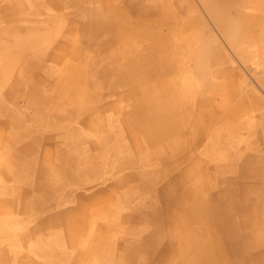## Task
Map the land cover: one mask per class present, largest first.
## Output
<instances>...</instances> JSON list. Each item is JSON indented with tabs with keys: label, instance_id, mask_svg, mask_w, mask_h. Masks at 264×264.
<instances>
[{
	"label": "rangeland",
	"instance_id": "obj_1",
	"mask_svg": "<svg viewBox=\"0 0 264 264\" xmlns=\"http://www.w3.org/2000/svg\"><path fill=\"white\" fill-rule=\"evenodd\" d=\"M175 1L179 6L173 8ZM223 1L228 2L224 8L212 7L210 0H0V46L9 37L44 39L39 49L44 53L35 59L25 56L15 73L7 74L6 65H0V170L8 159L17 158L19 166L8 178L0 171L4 264H101L109 257L100 254L101 249L91 256L90 245L94 236L106 235L107 240L108 234L112 242L107 248L115 254L147 246L138 260L132 251L118 259L152 264L160 252L151 237L157 227H169L166 210L173 199L163 197L166 181L179 178L184 168H195L196 163L233 166V171L227 168L218 191L231 183L249 187L261 182L260 191L253 190V201L263 211L262 220L253 227L255 237L248 245L253 247L241 262L253 258L264 264V0ZM100 28L110 31L99 34ZM90 39L106 45L93 48L97 63L89 73L93 79L88 96L54 112L50 91L57 71L66 62L75 63L71 51L88 49ZM64 47L73 48L61 55ZM112 52L122 57L117 60L118 73L110 74L104 65ZM145 62L156 63L151 70L156 74L148 72ZM36 76H42L37 86L50 99L39 104L33 102L39 94L28 90ZM159 87L172 94L154 96V101L178 111L160 109L157 116L167 115L173 124L149 135L139 119L141 95ZM203 92L208 95L201 96ZM232 93L235 96H229ZM199 99L207 106L201 107ZM240 105L244 108L237 117L226 119ZM27 145L35 147L30 155L22 151ZM23 158L25 166H20ZM255 159L263 160L258 161L260 170L255 167L253 175L243 179L245 165ZM167 169L173 171L162 180ZM58 176L62 183H57ZM123 180L127 181L118 186ZM4 187H10L8 194ZM95 192L106 198L86 206L87 231L77 237L79 245L73 243L75 237H68L63 223L54 225L59 233L55 237L43 232L46 219L76 211L78 198ZM174 197L182 198V193ZM189 199L185 201L190 205ZM233 212L227 210L228 215ZM206 228L202 225L204 234L211 236L214 228ZM194 235L191 242L215 243L202 236L201 228ZM180 245L178 240L176 246ZM196 252L190 249L185 257Z\"/></svg>",
	"mask_w": 264,
	"mask_h": 264
},
{
	"label": "bare ground",
	"instance_id": "obj_2",
	"mask_svg": "<svg viewBox=\"0 0 264 264\" xmlns=\"http://www.w3.org/2000/svg\"><path fill=\"white\" fill-rule=\"evenodd\" d=\"M21 1V0H20ZM216 1V0H215ZM214 0H210L211 6L215 4ZM223 3H228L227 1L220 0ZM19 3V2H18ZM178 7L177 1L171 6L173 8ZM13 8V7H12ZM99 8V7H98ZM101 8V7H100ZM10 9V8H9ZM13 10V9H12ZM183 10V9H182ZM9 11V10H8ZM112 11V10H111ZM110 12H106L105 14H109ZM15 14V13H13ZM182 14V13H180ZM108 16H105V19H107ZM107 20L105 21V23ZM257 22V21H256ZM255 22V25L258 24ZM262 24V23H261ZM113 25V24H112ZM187 28H192V26L188 23ZM111 27V24H110ZM101 30L98 31L99 34L107 35L108 32L110 31L109 28L103 29L100 28ZM45 33V32H44ZM47 33V32H46ZM44 35V34H43ZM42 35V36H43ZM37 36V35H36ZM36 36H30L23 39V40H18L14 37H9L6 39L5 43L1 44L0 46V65L4 64L7 67V74L9 73H15L17 71V66L19 63H21L22 59H24L25 56H33L35 59L37 56L40 55L41 53H44L43 50H39L41 42L44 40L41 37H36ZM46 39V38H45ZM158 40V39H157ZM46 41V40H45ZM90 43V47L88 49H83V48H74L72 53V59L74 56L77 58L75 63H69L66 62L64 63L63 67L57 71L58 77L55 79L53 82V85L51 86V94L54 95V112L55 111H61L62 107L65 105H70L73 103H79L83 102L87 98V94L89 91V84L91 80L93 79L92 77L89 76L91 68H94L97 63L95 56H94V49H101L104 48L106 43L100 44V43H94L91 42V39L88 40ZM164 40L162 38L159 39L160 47L164 46L163 45ZM189 42V41H188ZM105 44V45H104ZM159 45V44H158ZM73 48V47H72ZM72 48L66 49L65 47L61 49L63 51L61 55L66 54L69 50ZM94 50V51H93ZM158 50V49H156ZM67 51V52H66ZM161 52V50H158ZM109 52V51H108ZM154 55V54H153ZM122 57V54H114L113 52L108 56L105 57V70L108 73H118V64L117 60ZM104 58V59H105ZM60 62V61H58ZM145 65H147V70L149 73L156 74V71H151L155 70L156 63H150V62H145ZM25 68V66H23ZM49 68V67H48ZM45 68L46 70H53V69H48ZM14 69L13 71H11ZM26 69V68H25ZM2 72V73H1ZM1 76H3V71H1ZM18 74L21 76V73L18 72ZM50 74V73H49ZM19 76V77H20ZM149 77H152V75L149 74ZM1 78V77H0ZM44 79V77H43ZM42 80V76H36L32 78L29 82V89L30 91H34V93H38V97L34 98L35 102L34 104H39L40 102H46V100H50L49 98L47 99V91H41L37 83ZM20 84V80H18V83ZM164 87V86H163ZM163 87H159L158 89H147V92L142 95V102L141 105H139L140 108V114H139V119L142 121L143 126L145 128V131L147 134L151 135V133H156L159 128H166L168 127L174 119H168V116L165 115V117H158L157 114L159 113L160 109H165L170 112H174L175 110L177 111V107H172L171 104H166L164 105H159L156 104L154 101V96L151 94V91H154L155 93L159 92L161 93L160 96L163 95H169L171 92L168 90L167 93H164ZM219 90L221 88L218 87ZM157 90V91H155ZM32 95V94H31ZM234 96V95H231ZM232 98V97H230ZM49 104H52L50 102ZM208 104V103H207ZM207 104L205 106H207ZM58 105L57 107H55ZM46 106V104H45ZM138 108V109H139ZM49 110V109H48ZM50 111V110H49ZM166 112V111H165ZM59 113V112H58ZM233 113V112H232ZM60 114V113H59ZM58 114V115H59ZM236 116V112L233 114H230L226 116V119H233ZM164 130V129H163ZM23 136L25 134L23 133ZM105 139V138H104ZM103 139V142H104ZM108 140V139H107ZM18 143V142H17ZM101 143V142H100ZM106 145V144H105ZM104 146V145H103ZM35 147L33 145H27L26 147L22 148L24 151V155H30L31 152H34ZM17 158L16 159H8L7 162L1 167V174L3 177L8 178L11 177L13 174V171L18 168V163H17ZM25 166L23 162L20 163V166ZM14 177V176H13ZM127 180L119 181L117 185H122L124 182ZM10 190V187H4L5 194H8ZM177 190H172L168 188L167 191H163V197H171L173 201L168 205V208L166 210L167 214L171 213L176 205V199L174 196H176L175 192ZM174 192V193H172ZM119 195V194H117ZM104 197L101 194H93L90 197H79L78 198V207L77 210L75 211L76 216H81L82 213L84 212V209L89 203H97V201H103ZM200 206V203H197ZM132 206V205H131ZM248 211L250 212L249 208L247 212H244L242 214L241 220L244 222H248L247 224L250 225L251 227L255 226L256 224L261 223V217L262 216V209H258V206L255 208L253 206V217L250 216L251 214H248ZM66 221H63L61 223L67 225L68 223H72L74 217H72L71 214L66 215ZM170 216V214H169ZM168 216V217H169ZM250 217V220L248 221L247 218ZM240 220V221H241ZM72 221V222H71ZM61 223L55 219H49L47 222H45L41 225L43 227V232L49 231L53 233L52 237L57 236L59 233L54 230V225L55 224H60ZM189 228V232L185 233L183 230ZM68 226V225H67ZM169 227L172 230V233L176 236H178V239L175 240L173 243L177 245V241L179 240L180 236H184V239L179 240L181 241L180 246L175 245L174 251L175 254L172 256L168 252H163L161 251V259L159 257H156L155 261H151L152 264H200L202 261H206V263H216L218 260L226 259V258H236L241 252H245L246 249H249L250 247L248 246L252 240L251 238L247 237L244 234V231L238 228V226L234 225L233 221L228 222L226 224V227H215L212 231V235L210 236L215 243L213 245H205L201 244L199 241L194 242L191 240L195 237V232H198L201 228L202 236L205 237L203 229H202V224L195 219H174L169 221ZM42 229V228H41ZM127 234V232H125ZM56 234V235H55ZM32 237H35L36 239H40L36 233H33L31 235ZM157 238V237H156ZM100 242H98L93 249L91 250V253H95L97 251H100L101 245L103 242L106 240V235L101 236L98 238ZM158 239H155V242ZM155 242L153 243V246L155 245ZM158 242V241H157ZM151 243V242H150ZM152 249V247H151ZM192 249L193 251L196 249L197 252L192 255V257L188 258L185 257V253L188 252V250ZM221 252V253H220ZM224 253V254H222ZM14 256V255H13ZM221 256V257H220ZM6 254L0 251V264H4L6 262ZM100 258V257H99ZM99 258H94V260H98ZM124 257L119 259V262L122 261ZM9 261V260H8ZM132 260H127L123 264H131ZM120 262V263H121ZM255 264L256 261L250 260V261H242L240 264Z\"/></svg>",
	"mask_w": 264,
	"mask_h": 264
},
{
	"label": "crops",
	"instance_id": "obj_3",
	"mask_svg": "<svg viewBox=\"0 0 264 264\" xmlns=\"http://www.w3.org/2000/svg\"><path fill=\"white\" fill-rule=\"evenodd\" d=\"M215 1V0H214ZM227 5V3H223L220 0H216L215 4L213 6H217L220 8H224ZM212 6V7H213ZM260 10H264V9H260ZM261 11V12H262ZM263 13V12H262ZM264 14V13H263ZM260 15V14H257ZM261 24H256L255 26L260 27ZM157 91V90H155ZM172 94V93H171ZM170 94V95H171ZM161 93L157 92L154 93L153 96H160ZM207 96L208 94H206L205 92H203L201 94V96ZM234 95L235 94H230L229 96ZM142 97V95H141ZM231 99V98H230ZM204 100V99H203ZM205 101V100H204ZM200 99L198 101L199 105H202L200 103ZM156 103V101H155ZM208 103V102H207ZM158 104V103H156ZM160 105V104H159ZM201 107H206L204 105H202ZM243 105H240L239 107H237L235 110H233L232 112L235 113L236 112V116L239 114L240 111H242L243 109ZM178 109V108H177ZM176 111V110H175ZM178 111V110H177ZM231 113V114H233ZM228 116V115H225ZM32 144H36V143H32ZM37 145V144H36ZM18 161V160H17ZM26 161V158L22 159V162L24 163ZM258 161H263V160H258ZM256 159L255 161L253 160V162L255 163H249L247 165H245L244 169H243V179L248 178L249 176L251 177V175H253V170L255 169V167H258V162ZM31 163H33L31 161ZM201 166V168H199ZM227 168H230V171H233L234 168L232 165H228L227 167H222V166H207L206 164H200V163H196L195 168H191V167H186L181 171V174L179 175V178L176 179H172V180H168L166 182H168L167 186L164 188L163 191H167L168 188L172 189V190H177L175 192L176 195H178V193H182V198H177L176 199V207L175 209L169 213L170 216V220H174V219H195L198 220L202 225L206 226L207 231H209L210 229H213L215 227H226V224H228V222L233 221L234 225L238 226L239 229H241L242 231H244V234L251 238L250 240H253V226L251 227L250 225H248V222H244L243 220H241L242 218V214L244 212H247L248 208L250 210V212L248 211V214H251L250 216L253 217V205L257 206L254 201H253V190L255 191L254 193L259 190V185L260 183H255L249 186V187H243L241 185H236V184H228L226 190L223 189L222 191H218L216 190L217 186L219 183H221L223 181V176L228 173L226 170ZM169 170L173 171V169H167L166 171H164V173L161 175V179L164 175L167 174V172H169ZM260 170V166L258 167V171ZM256 172H254V174H256ZM59 180H57V183H62L63 182V178L61 176H58ZM77 177L79 178L80 176L77 175ZM77 178V180H78ZM197 179V180H195ZM163 180V179H162ZM195 180V182L193 183V181ZM244 182V181H243ZM264 189V188H263ZM174 193V192H172ZM98 194V192L96 193H92L90 195H87L86 197H90L92 195ZM85 197V196H84ZM190 197L189 200H191V204L189 205L185 200L187 198ZM259 199H263L262 196H257ZM106 198V197H104ZM238 199V202L235 201V199ZM159 199L161 200V196L159 195ZM200 203V206L197 204ZM91 203L88 204V207L90 208ZM229 208H233L234 212L233 215H228L227 210ZM236 208V209H235ZM241 208L243 210H241ZM86 209V208H85ZM84 209V210H85ZM72 215L73 222L70 225H66V229L68 231V237L69 238H74L73 243L74 244H78V238L81 235H85L86 231H87V227L84 225V221L85 218L84 217V212L82 213L81 216H76L75 211H72L71 213H69ZM55 218L57 219L60 223L63 221H66L67 216L64 215L62 217H51L48 218L46 220ZM241 220V221H240ZM247 220H250V217L247 218ZM262 220V218H261ZM44 221V220H43ZM42 221H39L37 223V226H39L41 224ZM108 229V227L106 228ZM185 233L183 234H187L186 232H189V228L187 225V228L183 230ZM26 234V233H25ZM205 237H210L207 234H204ZM101 235H99L98 237L94 236V238H92V244L90 245V249H93V247L97 244L98 238H100ZM153 237H157V238H153ZM153 237H151V239H158V245H157V249L159 250L158 252H160L161 256V251L163 252H168L170 255H174L176 251H174V247L176 244H174L173 242L175 240H177V236L174 235L172 233V230L170 227H168L166 229V231H160V229L157 227L156 229V233L153 235ZM109 239V240H108ZM150 239V240H151ZM184 239L183 236L179 237V240ZM167 241H168V245H167ZM112 242V237L108 234L107 235V240H105L103 242V244L101 245V253L102 255H107L109 258H106V260H104L101 264H121L119 262V256L120 254H129V252L132 251L133 255L132 257L136 260H138V255L141 253V248L134 250L133 248L129 247L126 248V251L120 252V253H114V251H110L107 247H109ZM147 244V243H145ZM164 244V246H163ZM109 245V246H108ZM146 245L143 244V250L142 252H145L144 249H147L145 247ZM31 247V246H30ZM33 247V246H32ZM253 247V245L249 248L246 249L245 252H241L238 257V261H236L235 259V264L237 262V264L242 263L241 262V257L243 256V254L248 253V251ZM89 249V250H90ZM150 252V249L148 248V250ZM88 252V251H87ZM155 252V255H157V252ZM89 253V252H88ZM221 253V252H220ZM91 256H95L97 254L95 253H89ZM89 254H85L84 256ZM151 254V253H149ZM247 255V254H245ZM104 256V257H105ZM151 257V255H149ZM158 256V257H159ZM131 257V256H130ZM81 258V257H80ZM82 260H84L85 258H81ZM105 259V258H104ZM159 259H161V257H159ZM232 260V258H226V259H222V260H218L216 263L214 264H225L226 260ZM80 260V259H79ZM135 260V261H136ZM250 260H253L250 259ZM248 260V261H250ZM258 260V259H257ZM149 261H151L149 259ZM83 261H80L79 264H82ZM16 264H26V261H24L23 263H20L19 261L16 262ZM95 264H99L98 262H96ZM135 264H139V262H135ZM204 264H210V263H204ZM213 264V263H211ZM257 264V263H255Z\"/></svg>",
	"mask_w": 264,
	"mask_h": 264
}]
</instances>
